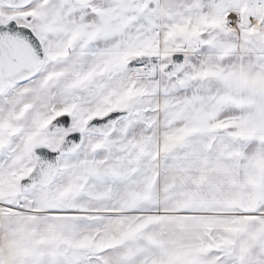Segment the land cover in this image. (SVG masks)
<instances>
[{
	"label": "snow or ice",
	"instance_id": "6c2138e0",
	"mask_svg": "<svg viewBox=\"0 0 264 264\" xmlns=\"http://www.w3.org/2000/svg\"><path fill=\"white\" fill-rule=\"evenodd\" d=\"M0 264H264V0H0Z\"/></svg>",
	"mask_w": 264,
	"mask_h": 264
}]
</instances>
